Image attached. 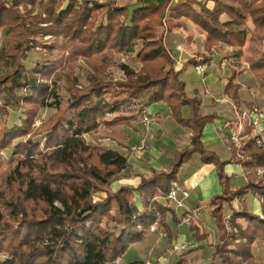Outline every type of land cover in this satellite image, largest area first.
<instances>
[{"label": "trees", "instance_id": "obj_1", "mask_svg": "<svg viewBox=\"0 0 264 264\" xmlns=\"http://www.w3.org/2000/svg\"><path fill=\"white\" fill-rule=\"evenodd\" d=\"M135 1L141 5L119 6L116 0H42L36 7V0H0V253L6 255L0 264H113L131 245L142 242L153 224L168 236L164 217L170 214L179 223L187 213L177 217L156 198L166 197L180 168L194 154L214 166L221 186L220 194L209 202V216L219 237L213 260L259 264L251 248L257 239L264 240V182L256 177L257 170L264 169V147L256 143L250 129H246L248 136L239 156L231 144L228 161L203 147L205 125L220 116L200 113L202 100L197 91L186 95L181 71L174 69L164 44L163 29L171 36L188 22L201 31L208 56L189 59L188 65L195 67L211 63L213 48L220 45L231 49L226 54L229 59L240 57L247 41L245 27L250 24V42L255 47L248 70L264 89V0ZM20 6L30 7L26 15L20 13ZM27 32L61 39L64 54L52 59L43 51L35 52ZM46 49L48 53L53 50ZM135 51V60L142 64L140 71L120 65L126 82L108 79L105 72L114 56ZM34 54L41 60L31 68L20 62ZM79 59L93 71L82 90L75 88L70 74ZM238 75L232 69L223 90L237 111L243 104ZM61 80L69 95L65 106L59 91ZM158 103L166 104L173 120L190 131V147L175 150L165 170L140 176L136 188L112 191L110 185L128 167L125 156L87 144L83 136L128 125L139 116L142 119L144 109ZM184 107H188V117L181 114ZM43 108L56 113L36 128L38 111ZM9 112L20 113L18 123L7 126ZM5 151L6 158L1 156ZM231 163L242 168L243 186L235 188L224 172ZM135 192L141 210L134 204ZM96 193H104V200L95 201ZM247 194L259 199L261 216L246 209L243 198ZM234 200L242 209L231 210L225 217L224 204L230 206ZM199 226L189 218L195 243L208 237ZM190 251L175 264H189L185 255Z\"/></svg>", "mask_w": 264, "mask_h": 264}, {"label": "crops", "instance_id": "obj_2", "mask_svg": "<svg viewBox=\"0 0 264 264\" xmlns=\"http://www.w3.org/2000/svg\"><path fill=\"white\" fill-rule=\"evenodd\" d=\"M108 1V0H100ZM134 1V2H132ZM116 0V3L119 6L125 5H132V6H139L140 3L137 4L135 0ZM150 0H145V3L149 2ZM156 1V0H155ZM154 1V2H155ZM159 1V0H158ZM157 1V2H158ZM173 3V0H172ZM175 3V2H174ZM188 25H192L187 22ZM193 26V25H192ZM186 27V28H187ZM185 28V29H186ZM197 31L201 33V31L193 26ZM183 29V30H185ZM203 37L202 33L199 35ZM202 43V39L200 40ZM247 42V41H246ZM203 47V45H202ZM169 53H173L175 56V61L186 63L189 59L193 58L194 56H178L179 52L177 51H170V48L167 47ZM218 48H222V50L231 51L230 48L220 45ZM228 53V52H227ZM220 68L228 71L230 76V71L234 68L233 65L230 64V60H239L240 57H235L229 59L227 56H221ZM196 60L199 59L195 57ZM250 59H246L247 64V72L253 78H256L252 75V73L248 70V62ZM180 63V62H179ZM181 64L177 65L175 70L179 71L184 70L181 68ZM195 70V69H194ZM196 73V72H195ZM199 77L203 78L206 73L205 70L202 74L196 73ZM204 75V76H202ZM246 75V71L240 73V76ZM239 78V77H238ZM224 86V85H223ZM239 92L246 91L245 85H241ZM223 87L217 86L216 82L210 83L209 85H204L201 90H194V92H198L200 94L202 104L200 108V113L203 115L216 113L220 116L219 119H216L213 123L205 125L203 132H202V145L203 147L210 152L215 153L219 160L221 161H228L230 160L231 152H230V142L228 140L230 135V127L227 126L228 122L231 123L233 127L238 121L241 113L243 111H250L253 108V103L246 101L242 98V105L239 108V111L234 107L232 102L228 100L227 97L223 95ZM193 96V95H192ZM208 101V102H207ZM206 103H209L208 107H206L205 111H203L204 106ZM215 104L220 105L222 111H217L214 109ZM208 110V111H207ZM188 107H184L181 110V114L183 117H188ZM142 115H146L150 122L146 125L142 123L141 116L136 120L132 121L128 125H122L115 127L113 129H106L108 132L112 133L111 136H108L110 141H107L103 146L107 147V149H111L116 151L125 156L127 160L128 167L121 171L120 176L117 180L112 182L110 185V189L112 191H117L118 189L125 187L134 189L138 186L140 182V176L148 175L151 171H163L165 170L170 163L173 161V155L175 150H181L184 148H189V137L190 131L180 127L175 120H173L172 116L170 115V111L166 104L158 103L153 104L146 107L142 113ZM129 116V115H126ZM141 140L145 141V151L142 154H136L134 152V147L140 142ZM224 172L231 177L232 184L235 188L240 187L234 184V179L239 180V182L245 184L246 177L239 165L236 164H227L224 167ZM183 175V177H181ZM177 184L186 191H188V197L183 201L184 207L177 209L173 204L168 202L163 197H157L156 201L161 204L162 206H169L171 207L174 212L177 214V217H180V213H187V216L195 219L196 221L200 222V228H204V219H200V216L209 215L211 211V207L209 206L210 200L219 195L221 192V186L218 181V177L216 174V170L213 165L205 164L200 161L199 155L194 154L190 162L184 164L178 173L177 176ZM105 198L104 193H96L93 195V199L95 201H103ZM251 199V208L248 209L246 202L247 199ZM134 204L138 210H141V203L138 194L135 192L134 195ZM243 202L245 203L246 209L251 211V213L261 216V203L257 197L251 194L245 195L243 198ZM226 204H224L225 206ZM223 206V207H224ZM229 206V205H228ZM230 210L228 213L225 214V217H228L231 213V210L240 211L242 206L240 205L239 201L234 200V202L229 206ZM179 212V214H178ZM165 218V222L170 230L168 236H166L164 229L160 227L158 224H153L150 229L148 230L147 234L145 235V243H148L149 249L147 252H141L138 249V245L140 243L133 244L129 247L134 249L135 256L132 257L130 260L135 261H142L145 264H172L164 258L162 254L158 251V248L161 247L162 242L166 238L169 244L168 254L169 255H176V254H184L189 248L196 246L194 242H192L191 238L185 235L181 230L183 229L182 223L185 222L184 219L174 225L171 223V215L167 214ZM200 220V221H199ZM241 226H245L244 221H239ZM184 224H189L185 222ZM189 226V225H187ZM152 228V229H151ZM190 236V235H189ZM154 240V242L152 241ZM191 240V241H190ZM166 243V242H163ZM142 244V243H141ZM184 247V249H179V251H174V249ZM127 253V252H126ZM123 256H126L127 254ZM188 254L185 255V258L188 257ZM122 256V257H123ZM118 263L121 264H129L135 261H128L123 262L122 258L118 259Z\"/></svg>", "mask_w": 264, "mask_h": 264}, {"label": "rangeland", "instance_id": "obj_3", "mask_svg": "<svg viewBox=\"0 0 264 264\" xmlns=\"http://www.w3.org/2000/svg\"><path fill=\"white\" fill-rule=\"evenodd\" d=\"M41 1L42 0H36V7L41 3ZM176 1L178 0H173V3ZM29 9H30L29 6L27 7V9H25L23 6L19 7V11L21 14H25ZM32 14H34V11ZM225 19L226 18L222 17V20H225ZM163 30H164L163 33L165 36L164 37L165 46L169 47L170 51L179 52L178 56H194L193 58L195 60H196L195 57L200 58V54H204L205 56L206 55L208 56L206 51L203 50L202 43L200 42L201 39L203 41L204 35L202 34L203 37L199 36L201 33L197 31L195 28H193L192 25H188V27L185 30L175 31L171 36L166 34L165 29ZM245 33H246L247 42L245 46L242 47L243 49L241 53V59L235 60V61L230 60V64L234 66V68L232 69H234L237 73H239V75L237 76L236 82L238 84L245 85L246 87V91H244L243 93L238 91V94H240L244 100L253 103L252 104L253 108L256 107V109H258L259 115H261V119L263 118L262 119L263 121H261L258 124L257 129L260 132H262L261 140L264 142V89L260 87L258 78H253L249 75V73L247 72V64H246V59L252 60L254 58L253 50H254L255 45H253L250 42V36L251 34H253L252 26L250 24H248L245 27ZM27 35H28L29 46L34 47L35 52L43 51L46 55H48L47 56L48 58H52V59L58 58L62 54L63 50H62V40L61 39H54L51 36H44V37L41 35L34 36V35H31L29 32H27ZM2 45H3V42H2V39H0V47ZM47 47L53 48L51 53L47 52L48 50L46 49ZM138 48L139 46L136 47V50H138ZM213 52L214 53L212 56L211 63L201 65L203 66V69L205 70V73H206V75L203 78L199 77L196 74L197 72L196 70H194L195 69L194 66L185 68V67H188V63H186L185 61L181 62V60L178 62L175 61L174 60L175 58L172 57L175 55L173 53H170V56L172 59V65L174 69L179 64L182 65L181 68L183 69L185 68L184 70L180 69L181 72L179 75V79L185 84V93L187 96L189 97L192 96L194 90H201L204 85H207V84L209 85L210 83H214V82H216L217 86L219 85L222 86L223 87L222 89L224 90V86L227 82V79L230 76L226 78L229 75V73L228 71L220 68L219 62L221 61V58H222L221 56H226L227 52L229 51L222 50V48L215 47L213 48ZM135 54H136V51L132 55L131 54L129 55L116 54L113 58V62L111 66L105 72L107 78L110 79L114 83L126 82L127 76L124 73V71L120 69L119 67L120 65L128 66V68L135 73L139 72L140 69L142 68V64L139 61L135 60L136 59ZM39 60H41L40 56H38L37 54H34V55L28 56L25 59H20V62L27 68H31ZM2 71L3 70H1V73ZM245 71H246V75L240 76V73L245 72ZM91 73H93L92 69L82 59H79L76 63V66L70 71L72 78H74L75 80L74 86L77 90H82L89 85L87 76ZM48 83H50V81ZM58 84H59L60 94L62 97H64L62 101L64 105L65 100L69 96L66 90V84L63 80L59 81ZM208 105L209 103L205 104L203 111L206 110L205 108L208 107ZM221 108L222 107L218 104H215L214 106V109L217 111H222ZM38 112L39 113L35 121L36 128H40L41 127L40 125L42 124V122L50 119V117H52L56 113V110L50 109V108H43ZM248 112L243 111L244 114H249ZM243 113H241V115ZM19 119H20V113L9 112L8 117H7V126H11L15 123H18ZM230 127L232 126L230 125ZM257 134L258 132L256 130L253 133H251V136H255ZM111 135L112 133L108 132L106 129H99L93 134L84 135L83 138L87 142V144L94 145V146H100L106 149L107 147L103 146L102 144H105L106 139L107 141H110L108 139H111V138H108V136H111ZM36 139L41 141V136L36 137ZM228 140L231 145V141L229 138ZM1 156H4L6 158L8 156V152L7 151L2 152ZM181 177H183V175ZM256 177L259 179H262V181L264 182V169H258L256 172ZM233 181L236 186L244 185L243 183L239 182V180L234 179ZM231 183H232V180H231ZM251 202H252L251 199L248 198L246 202L248 209L251 208ZM240 205L242 206L241 203ZM229 210H230V207L226 204L223 207V211H222L223 215L225 216V214L228 213ZM209 215L207 214L205 216L202 214L200 216V219H204V228L203 229L200 228V229L201 231L204 230V232L208 235V237L200 243H195L192 237V234L190 233L191 230H189V226H187L189 224H184L185 222L182 223L183 229L181 231L185 235L190 237L192 242L196 244V246L192 247V251L188 253L189 256L187 255L188 257H186L189 264H213V263L219 264L218 260L216 259L213 260V252L215 250V245L219 241L218 229L216 227L214 219ZM171 223L174 225H177V223H174L173 221H171ZM198 223L200 224V222ZM152 241L154 242V240ZM167 241L168 240L165 238L163 242H166V243L162 242L161 247L158 248V251L162 254V256H164V258H167L169 262H171L172 264H175L178 261V259H180L181 255L183 254L169 255L168 249L170 246ZM137 247L142 253L147 252V250L149 249L148 243H145V239L142 242H140V244ZM174 251H179V250H174ZM126 252H127L126 253L127 255L122 257V261L123 262L124 261L125 262L135 261V260H130L132 259L133 256H135L134 249L128 248ZM251 252H252V256L254 257V260L257 263L264 264V240L257 239L251 248ZM5 258H6V255L0 253V261H3ZM118 262L119 261L117 259L113 264H121Z\"/></svg>", "mask_w": 264, "mask_h": 264}, {"label": "built area", "instance_id": "obj_4", "mask_svg": "<svg viewBox=\"0 0 264 264\" xmlns=\"http://www.w3.org/2000/svg\"><path fill=\"white\" fill-rule=\"evenodd\" d=\"M195 70L199 75L204 71L203 66L200 64L195 66ZM248 113L249 114L243 113L240 116L239 121L233 127H230L231 123L228 122L227 124V126L231 129L229 139L231 144L236 147L238 156L240 155V148L248 136V134H246V129H250L251 133L257 130L258 134L253 137H257L256 143L264 147V142L261 140L262 132L257 129L258 124L263 121V118L261 119V115H259L258 109H256V107L252 108V110ZM149 122L150 119L146 115H143L142 123L146 125ZM133 149L136 154H142L145 151V141L141 140ZM188 195V191L182 189L179 184L173 183L165 199L173 204L175 208L180 209L184 207L183 201L188 197ZM189 218L190 216L185 217L184 221L189 223ZM179 249H184V247H179L174 250Z\"/></svg>", "mask_w": 264, "mask_h": 264}]
</instances>
